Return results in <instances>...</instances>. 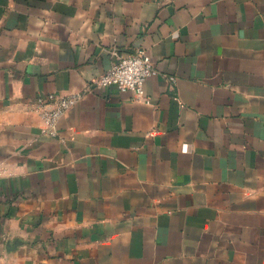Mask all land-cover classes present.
I'll list each match as a JSON object with an SVG mask.
<instances>
[{"label":"crops","instance_id":"obj_1","mask_svg":"<svg viewBox=\"0 0 264 264\" xmlns=\"http://www.w3.org/2000/svg\"><path fill=\"white\" fill-rule=\"evenodd\" d=\"M0 264H264V0H0Z\"/></svg>","mask_w":264,"mask_h":264},{"label":"built area","instance_id":"obj_2","mask_svg":"<svg viewBox=\"0 0 264 264\" xmlns=\"http://www.w3.org/2000/svg\"><path fill=\"white\" fill-rule=\"evenodd\" d=\"M114 58L108 71L93 80L98 88H114L119 92H133L138 97L143 96V84L153 72L149 55L144 50L136 54L123 56L117 50H112ZM174 82V78H170ZM85 92L69 94H49L47 102H39L40 117L43 122L41 133L48 137L56 135L58 121L81 101Z\"/></svg>","mask_w":264,"mask_h":264}]
</instances>
